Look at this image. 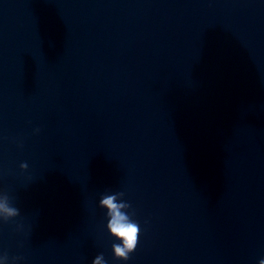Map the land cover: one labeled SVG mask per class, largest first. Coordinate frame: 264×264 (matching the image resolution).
I'll return each instance as SVG.
<instances>
[{
	"label": "clouds",
	"instance_id": "obj_1",
	"mask_svg": "<svg viewBox=\"0 0 264 264\" xmlns=\"http://www.w3.org/2000/svg\"><path fill=\"white\" fill-rule=\"evenodd\" d=\"M39 131V128L34 130L35 133H39ZM20 167L21 169L27 170L28 164L21 163ZM123 195H125L124 192L104 195L100 201V205L107 210L106 215L109 218L107 228L115 241H118V243L112 244L113 257L116 260L126 262L137 248L141 228L139 223L132 219V216L127 211H124V209H130L131 205L127 202H118L117 198ZM19 215V209L10 205L6 196L0 199V222L8 223L14 221ZM132 215H135L134 210L132 211ZM19 227L21 226L17 224L16 230ZM12 259L14 264H16L23 257L16 256ZM93 264H107L104 255H98L93 261ZM259 264H264V259H261Z\"/></svg>",
	"mask_w": 264,
	"mask_h": 264
}]
</instances>
